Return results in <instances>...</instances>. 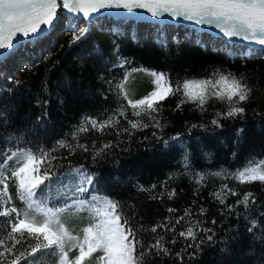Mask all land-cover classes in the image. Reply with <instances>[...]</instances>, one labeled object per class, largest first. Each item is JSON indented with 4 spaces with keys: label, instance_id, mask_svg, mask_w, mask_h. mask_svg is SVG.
<instances>
[{
    "label": "snow or ice",
    "instance_id": "snow-or-ice-1",
    "mask_svg": "<svg viewBox=\"0 0 264 264\" xmlns=\"http://www.w3.org/2000/svg\"><path fill=\"white\" fill-rule=\"evenodd\" d=\"M113 8L143 9L152 17L166 14L209 25L229 39L260 46L247 48L244 57L264 56V0H0V49L11 48L18 34L40 39L45 31L42 26L54 27L63 10L87 18ZM87 31L72 30L69 46ZM94 51L104 61L103 50L97 47ZM113 53L115 63L109 69L105 62V72L96 76L107 85L99 94L107 101L110 93L111 105L96 109L95 114L82 113L50 145L35 135L49 116L43 107L47 100L37 98L42 111L31 127L9 130L12 121L0 110V264H164L166 258L175 264H191L192 258L202 253V245L215 244L217 218L205 216L208 209L203 204L194 212L196 198L180 209V214L169 206L163 219L146 224L134 203L126 208L102 186L94 167L127 151L134 139L150 138L162 141L165 147L180 144L183 151L176 160L177 168L147 187L135 184L137 192L147 193V199L153 201L171 200L177 195L174 181L187 177L194 184L193 196L203 199L201 190L211 182L209 196L219 205L220 222L234 216L237 223L229 230L233 231L231 239L238 240L243 218L249 237L247 254L255 257L252 264H264V200L252 191L255 186L264 192V154L241 157L233 152L234 160L242 161L234 168L220 164L217 169H197L199 157L189 151L181 132L165 138L169 121L163 115L166 99L174 97L173 112L189 106L200 113L197 123L185 122L189 132L209 124L223 128L226 121L245 120L250 108L253 115H264L257 112L259 105H253L254 91L264 94V87L250 83L246 69L239 74L214 69L205 77L186 74L173 80L169 72L133 67V62L120 54L119 45ZM136 73L147 74L153 85L138 98L130 87ZM207 113L210 120L205 123ZM146 129L150 136H138ZM242 131L236 129L237 143ZM211 158L206 154L205 159ZM230 198L235 199L229 202Z\"/></svg>",
    "mask_w": 264,
    "mask_h": 264
},
{
    "label": "trees",
    "instance_id": "trees-1",
    "mask_svg": "<svg viewBox=\"0 0 264 264\" xmlns=\"http://www.w3.org/2000/svg\"><path fill=\"white\" fill-rule=\"evenodd\" d=\"M79 28H87L88 31L81 40L69 46L72 30ZM60 34L53 46L42 48L38 53L34 52L32 59L17 69L15 76L5 74L0 79V110L6 111L12 121L9 130L15 127H31L34 117L42 111V105L36 103L37 98L48 101V104L43 106L47 107L49 112V116L45 118L46 124L40 127L35 135L49 145L69 130L82 113L95 114L96 109L111 105L110 93L107 101L99 94L107 85L96 79V76L105 72V62L108 63L109 69L111 64L115 63L116 55L113 49L116 45H119L120 54L133 62V67L142 66L169 72L173 80L177 75L186 74L198 78L205 77L214 69L237 74L246 69L250 83L256 87H264V56L244 57L237 49L231 53L224 47H214L185 33L177 38H167L161 31L158 37L142 35L136 38L132 27L119 31L83 23L65 28ZM97 47L103 50L104 61L97 58L94 51ZM55 61L58 62L53 66ZM113 74H116L115 71ZM134 77L130 87L137 98L152 89L151 78L147 74L136 73ZM16 80H20L21 83L16 85ZM9 89L12 91H8ZM253 105H259L257 112L264 113V94L254 91ZM174 107L175 98H167L163 113L169 121L165 129V138L181 132L183 134L181 139L189 151L199 157L195 165L197 169H217L220 164L234 168L242 161L234 160L233 152H237L241 157L249 153L264 154V115H253L251 108L245 120L226 121L223 128H214L209 124L207 128H193L189 132L185 122L197 123L201 119L200 113L191 110L189 106H184L183 111L173 112ZM209 120L210 113H207L204 122L207 123ZM238 128L243 129L239 134V143L236 132ZM145 133L150 136L147 129L138 136ZM181 151L183 149L180 144L165 147L162 141L157 142L152 138L134 139L127 151L120 152L117 157H108L100 161L94 170L100 173L102 186L116 199L123 201L126 208L128 203L136 205L139 214L144 217L142 222L146 224L163 219L168 215L166 209L169 206L177 208L178 215L180 209L190 204L194 198L197 199V205H193L194 212L199 204H203L208 209L205 216L217 218V242L202 245V253L193 257L191 264H252L255 257L247 254L249 237L245 232L244 220L241 218L239 221L240 238L232 240L233 231L229 229L237 221L233 216L224 218L223 223L220 222L221 216L217 211L219 205L209 196L212 190L211 182L201 190L200 196L203 199L193 196L194 184L187 177H180L174 181L172 186L176 188L177 195L171 200L165 197L163 202L153 201L147 199V193L137 192L135 184L147 187L162 180L167 172L177 168L176 160L179 159ZM209 153L212 158L205 159ZM75 159L78 160L79 157ZM219 183L220 181L216 180L217 186ZM252 191L264 200V192H260L255 186L252 187ZM234 199L230 198L229 202ZM15 203L18 207L21 206L19 201ZM177 227L179 229V225ZM176 247L178 248L179 244ZM225 248L230 251L222 252L221 250ZM164 264L175 262L166 258Z\"/></svg>",
    "mask_w": 264,
    "mask_h": 264
},
{
    "label": "water",
    "instance_id": "water-1",
    "mask_svg": "<svg viewBox=\"0 0 264 264\" xmlns=\"http://www.w3.org/2000/svg\"><path fill=\"white\" fill-rule=\"evenodd\" d=\"M59 11V10H58ZM63 13H67V10H63ZM76 15L79 21L83 18L82 13H72ZM87 19L90 20H99V19H116L120 20L128 27L129 24H133L136 31L139 33V29L143 26H164L167 29H171L177 31L178 29H183L185 31H191L192 33H199L206 37V40L211 43L214 47H219L221 43L223 45L232 44L233 47H237L241 51H245L247 48H258L259 45L252 44L250 45L246 41L239 40L237 38L229 39L224 36L222 32H220L215 27L209 25H198L191 21H185L182 18L173 19L168 17L166 14L162 17H152L150 13L143 9H133L131 11L127 9H101L98 12L91 13ZM58 23V22H57ZM55 24V26L57 25ZM54 26V27H55ZM45 31L41 33V38L44 37L50 30L54 27L42 26ZM127 29V28H126ZM137 38V34L135 35ZM32 40H37L33 37H23L18 34V38L14 39L13 46L9 49H0V64H2L12 53H15L18 48H20L23 44L29 43Z\"/></svg>",
    "mask_w": 264,
    "mask_h": 264
},
{
    "label": "rangeland",
    "instance_id": "rangeland-1",
    "mask_svg": "<svg viewBox=\"0 0 264 264\" xmlns=\"http://www.w3.org/2000/svg\"><path fill=\"white\" fill-rule=\"evenodd\" d=\"M60 22V29H58V30H56V33L55 34H52V35H50V36H47V37H45L44 39H41V40H39V41H36V42H33V43H31V44H26V45H24V47L22 48V50H20L19 51V53L20 54H24V56H25V59H32V54L35 52V53H38V52H40L41 51V49L43 48V47H46V46H50V45H53L54 43H55V40H54V38L55 37H58V33H60L61 32V29H63V27H65V26H67V22H64V20H61V21H59ZM103 22V21H102ZM82 23V22H81ZM97 23H98V26L99 27H102V25H101V21H97ZM72 24V26L73 25H78V23L76 22L75 24H74V22H72L71 23ZM103 24H104V26H106V24H108V23H106V22H103ZM80 25V24H79ZM124 28V27H123ZM152 32L153 34H156L157 32H155L154 31V29H152V30H150V29H148V27H141L140 29H139V34H141V33H144V34H147L148 32ZM181 30H177V31H174V30H171V29H165V33H166V36H167V38H169V37H172V38H175V37H178V35H179V32H180ZM184 33H188L189 35H194V34H196L195 32L194 33H192L191 31H185ZM56 39V38H55ZM211 44V43H210ZM222 44H224V43H221V44H218V45H222ZM224 47H226V45H224ZM228 47V49H229V51L232 53L234 50L233 49H235V47H233L232 46V44H230L229 43V45L227 46ZM5 70H7L6 72H9L10 74H12V75H16V73H17V69H14L11 65H7V67H6V69ZM2 77V74H0V78Z\"/></svg>",
    "mask_w": 264,
    "mask_h": 264
},
{
    "label": "bare ground",
    "instance_id": "bare-ground-1",
    "mask_svg": "<svg viewBox=\"0 0 264 264\" xmlns=\"http://www.w3.org/2000/svg\"><path fill=\"white\" fill-rule=\"evenodd\" d=\"M29 44H31V43H29ZM6 60H11V58H7ZM7 63V61H5L3 64H6ZM1 66L0 67H5V65H2V64H0Z\"/></svg>",
    "mask_w": 264,
    "mask_h": 264
}]
</instances>
